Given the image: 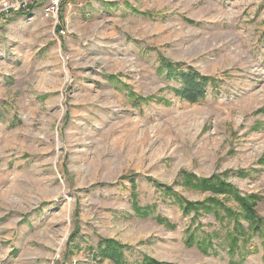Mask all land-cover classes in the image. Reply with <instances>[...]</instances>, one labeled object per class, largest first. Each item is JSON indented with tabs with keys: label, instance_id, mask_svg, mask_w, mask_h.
<instances>
[{
	"label": "rangeland",
	"instance_id": "374dc122",
	"mask_svg": "<svg viewBox=\"0 0 264 264\" xmlns=\"http://www.w3.org/2000/svg\"><path fill=\"white\" fill-rule=\"evenodd\" d=\"M32 1L0 0V264H114L106 240L122 264H264V0ZM162 58L216 85L181 100ZM192 175L256 195L262 230L239 219L230 251L220 206L178 204L213 196Z\"/></svg>",
	"mask_w": 264,
	"mask_h": 264
},
{
	"label": "trees",
	"instance_id": "16d2710c",
	"mask_svg": "<svg viewBox=\"0 0 264 264\" xmlns=\"http://www.w3.org/2000/svg\"><path fill=\"white\" fill-rule=\"evenodd\" d=\"M26 13H28V11ZM162 64L166 69V72H168V75H170L171 78L174 79V82H178L180 84V87L178 89H174L176 96L190 104H195L199 101H202L207 95L208 88L216 85L217 81L213 77L203 76L192 68L184 69L182 67H179L180 65L174 66L170 61H167L163 58ZM191 179H193L194 187L199 188L204 192H211L213 196L203 202H189L178 198V204L180 205L184 214L193 212L194 215H197L199 212H203L205 214L209 212H216L217 209H215L214 206H220V209L224 211L228 219L232 220L235 226V236L230 238V251L237 249L239 241L238 237L243 235L244 229L239 219L246 221L248 223V226L253 231H259L260 229L262 230L261 225H263V220H261L257 216V213L255 211L256 204L259 200L256 195L242 197L239 195L236 188L227 183L225 180H222L220 176L216 175L208 179H197L192 175ZM162 188H164V190H167V192H172L170 187L162 186ZM217 196H225L231 199L237 204L239 212L225 207L222 204V202L224 201H220V199L215 198ZM97 256H99L100 259L110 260L114 264H122L124 260L122 247L119 245V243L113 240L100 241V244L98 245ZM139 264L172 263H162L149 257H144Z\"/></svg>",
	"mask_w": 264,
	"mask_h": 264
},
{
	"label": "built area",
	"instance_id": "2783aa9c",
	"mask_svg": "<svg viewBox=\"0 0 264 264\" xmlns=\"http://www.w3.org/2000/svg\"><path fill=\"white\" fill-rule=\"evenodd\" d=\"M33 1H36V0H33ZM32 2H30L29 4H32ZM60 3H61V0H49V2L42 8L43 16L45 18L55 19L57 14H58V11H59ZM27 6H28V4L26 3L22 6H20V8L18 10L25 9V8H27ZM10 10L11 9L5 10V14H3V15H9L11 13ZM59 257L60 256L57 254L56 258H59Z\"/></svg>",
	"mask_w": 264,
	"mask_h": 264
}]
</instances>
